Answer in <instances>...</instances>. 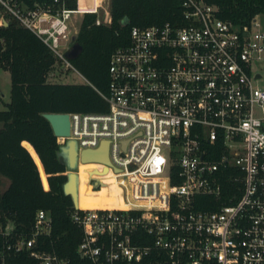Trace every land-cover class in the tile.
<instances>
[{"label": "built area", "instance_id": "1", "mask_svg": "<svg viewBox=\"0 0 264 264\" xmlns=\"http://www.w3.org/2000/svg\"><path fill=\"white\" fill-rule=\"evenodd\" d=\"M179 1L182 23L133 26L111 54L108 94L98 91L108 109L69 112V136L57 138L74 140L79 155L107 143L109 164L94 163L113 184L91 186H114L122 206L71 214L82 231L77 252L93 264H264V89L253 69L264 59V30L258 14L236 24L212 0ZM109 4L0 0V26L30 30L60 71L82 76L67 55L70 20L93 13L97 25L110 24ZM50 230L49 213L38 209L31 236L0 247V264L11 251L69 264L39 248Z\"/></svg>", "mask_w": 264, "mask_h": 264}, {"label": "trees", "instance_id": "2", "mask_svg": "<svg viewBox=\"0 0 264 264\" xmlns=\"http://www.w3.org/2000/svg\"><path fill=\"white\" fill-rule=\"evenodd\" d=\"M218 15L236 24L248 23L264 14V0H212ZM75 3H70L73 7ZM81 9H93L95 0H79ZM110 24L95 23L96 15H83L67 55L84 78L83 83H52L47 78L55 66L48 47L30 30L9 20L0 26V68L10 75V100L0 110V176L8 179L0 191V247L18 235L30 237L35 212L46 210L51 218L48 235L38 238L41 250L55 252L69 264H93L81 258L77 247L81 229L72 221L73 202L63 192L66 167L59 159V141L45 112H105L108 103L98 93L108 94V65L111 54L129 41L133 26L182 23L179 0H110ZM84 162H80L78 167ZM97 163L80 167V208L121 207L114 190L103 182L111 174ZM105 176V177H104ZM104 177V178H103ZM13 229L8 236L1 230ZM4 264H39L27 251L6 252Z\"/></svg>", "mask_w": 264, "mask_h": 264}, {"label": "water", "instance_id": "3", "mask_svg": "<svg viewBox=\"0 0 264 264\" xmlns=\"http://www.w3.org/2000/svg\"><path fill=\"white\" fill-rule=\"evenodd\" d=\"M72 51L71 49L68 55L72 54ZM42 115L50 123L57 138L69 136L70 119L68 113L45 112ZM57 155L67 170V180L63 184V192L71 197L73 207L78 208L79 179L77 172L79 159L81 162L109 164L107 143L103 142L99 149L82 150L79 155L77 143L72 139H66L63 144L59 145Z\"/></svg>", "mask_w": 264, "mask_h": 264}, {"label": "rangeland", "instance_id": "4", "mask_svg": "<svg viewBox=\"0 0 264 264\" xmlns=\"http://www.w3.org/2000/svg\"><path fill=\"white\" fill-rule=\"evenodd\" d=\"M103 11L100 12L102 16ZM258 27L264 30V14L257 15ZM82 16L74 15L70 20L71 37L75 39ZM254 71L260 74L254 84L264 89V59L253 66ZM48 82L52 83H83L84 80L74 70L69 69L67 71H60L57 65L50 71ZM10 100V75L9 72L3 68H0V110L5 109L6 103ZM62 144V142H59ZM9 184L8 179L0 176V191L7 188Z\"/></svg>", "mask_w": 264, "mask_h": 264}, {"label": "bare ground", "instance_id": "5", "mask_svg": "<svg viewBox=\"0 0 264 264\" xmlns=\"http://www.w3.org/2000/svg\"><path fill=\"white\" fill-rule=\"evenodd\" d=\"M89 163H94V162H84V163H82V165L83 164H89ZM82 165H80L79 167H78V172H77V174H78V179H79V188H78V207L80 206V167L82 166ZM113 179H114V177H113Z\"/></svg>", "mask_w": 264, "mask_h": 264}, {"label": "crops", "instance_id": "6", "mask_svg": "<svg viewBox=\"0 0 264 264\" xmlns=\"http://www.w3.org/2000/svg\"><path fill=\"white\" fill-rule=\"evenodd\" d=\"M82 77V76H81ZM82 79H83V77H82ZM84 80V79H83Z\"/></svg>", "mask_w": 264, "mask_h": 264}]
</instances>
